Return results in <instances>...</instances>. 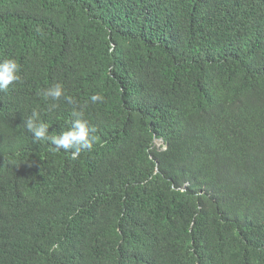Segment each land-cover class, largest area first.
<instances>
[{
    "label": "trees",
    "instance_id": "trees-1",
    "mask_svg": "<svg viewBox=\"0 0 264 264\" xmlns=\"http://www.w3.org/2000/svg\"><path fill=\"white\" fill-rule=\"evenodd\" d=\"M5 60L0 264H264V0H0Z\"/></svg>",
    "mask_w": 264,
    "mask_h": 264
},
{
    "label": "clouds",
    "instance_id": "clouds-1",
    "mask_svg": "<svg viewBox=\"0 0 264 264\" xmlns=\"http://www.w3.org/2000/svg\"><path fill=\"white\" fill-rule=\"evenodd\" d=\"M19 65L14 60H5L0 63V90H6L10 84L14 81H19L21 77L18 75ZM63 94V89L60 85H56L50 89L48 96L59 99ZM47 98V96H45ZM100 97L98 95H93L91 100L96 102ZM74 115L81 116V113H74ZM37 113L33 112V118L26 122V126L29 130L34 131L35 136L38 139L45 138L46 126H37L34 123ZM95 132L94 127H89L87 121L82 119L76 120V122L71 126L69 131L63 132L59 136H51L49 139L57 148L64 149L68 151L73 150V158H75L82 150L91 149L95 136L92 133ZM79 145V146H77Z\"/></svg>",
    "mask_w": 264,
    "mask_h": 264
}]
</instances>
